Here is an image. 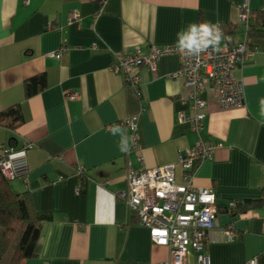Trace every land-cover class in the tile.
<instances>
[{"label":"crops","instance_id":"1","mask_svg":"<svg viewBox=\"0 0 264 264\" xmlns=\"http://www.w3.org/2000/svg\"><path fill=\"white\" fill-rule=\"evenodd\" d=\"M244 4L264 10V0H106L101 7L93 0H0V110L19 103L24 117L16 129L0 125V152L33 143L14 161L13 181L30 192L43 217L36 254L21 264H152L169 257V247L152 240L116 190L126 187L130 165L176 162L195 144L197 134L178 116L191 112L183 98L189 88L171 76L179 67L176 54L162 56L155 70L139 67L141 95L113 65L119 52L175 43L190 23L221 24L222 45L236 42ZM251 41L253 60L236 69L245 103L221 107L212 88L205 94L202 135L222 142L194 176L216 194L218 218L206 245L211 264L253 257L264 264V205L239 213L228 207L264 195V37ZM62 47L61 57L51 54ZM41 72L46 87L26 96L25 79ZM74 92L79 96L71 98ZM132 114H138L141 146L122 153L121 134L111 128L128 135L122 120ZM79 166L86 168L83 178ZM175 178L183 182L180 165ZM230 223L238 232L233 240L225 234ZM187 259L197 261L192 246Z\"/></svg>","mask_w":264,"mask_h":264},{"label":"built area","instance_id":"2","mask_svg":"<svg viewBox=\"0 0 264 264\" xmlns=\"http://www.w3.org/2000/svg\"><path fill=\"white\" fill-rule=\"evenodd\" d=\"M101 6L106 0H93ZM254 11L247 5L241 9L240 25L242 31L236 42H225L221 51L211 48L198 57L185 58L179 54L175 43H150L146 48L136 46L117 53V61L113 68L122 72L127 83H130L136 95H141L142 75L139 67L144 65L155 70L157 63L166 54H176L179 67L171 73L180 77L188 86L184 100L189 101L190 111L178 112L180 120L189 121L191 129L197 134L193 146L180 153L176 162H169L149 168H137L130 165L127 171V185L116 190V194L124 199L129 209L138 221L149 228L152 240L169 247V257L152 264H211L206 251L210 230L215 227L218 218L216 194L211 187L198 186L194 182L195 170L199 162L211 158L214 150L222 144L221 141L205 139L203 131L207 116V90L212 88L217 94V102L221 107L239 106L245 103L246 90L244 80L236 75L237 67H242L253 60L257 45L252 43L247 33L250 19ZM74 17H78L74 14ZM51 25V24H50ZM221 30L223 27L219 24ZM63 47L51 52L61 57ZM79 96L78 92L70 95ZM122 123L129 129L132 138L130 149H139L140 131L138 114L124 118ZM25 149L15 150L7 147L0 152V168L6 178L14 179L17 171L14 161L26 156ZM142 157V156H141ZM183 169V182L176 181V167ZM86 171L84 166L76 170L78 175ZM77 191L81 192L80 183ZM238 201L232 200L228 207L237 211ZM264 224V215L262 216ZM226 237L233 240L238 232L233 223L225 229ZM192 246L197 251V261L191 263L187 256ZM245 264H257V257L250 258Z\"/></svg>","mask_w":264,"mask_h":264},{"label":"trees","instance_id":"3","mask_svg":"<svg viewBox=\"0 0 264 264\" xmlns=\"http://www.w3.org/2000/svg\"><path fill=\"white\" fill-rule=\"evenodd\" d=\"M247 33L253 37H264V10H253ZM233 30L231 29L230 32ZM47 85L45 72L25 79V95L31 96ZM19 103L0 110V125L16 129L23 122ZM86 171L81 174V178ZM81 185V182H80ZM82 191V188H81ZM237 211L264 205V195L259 199H245L238 202ZM43 217L36 210L30 192L15 187L13 179H8L0 168V264H21L23 259L36 254Z\"/></svg>","mask_w":264,"mask_h":264},{"label":"clouds","instance_id":"4","mask_svg":"<svg viewBox=\"0 0 264 264\" xmlns=\"http://www.w3.org/2000/svg\"><path fill=\"white\" fill-rule=\"evenodd\" d=\"M224 39V33L218 23L211 21L190 23L186 29H181L177 33L175 47L181 56L195 58L209 48L215 52H220ZM111 132L114 136L117 133L121 134L118 144L119 150L122 153L129 152L132 138L127 135L126 130L113 125Z\"/></svg>","mask_w":264,"mask_h":264},{"label":"rangeland","instance_id":"5","mask_svg":"<svg viewBox=\"0 0 264 264\" xmlns=\"http://www.w3.org/2000/svg\"><path fill=\"white\" fill-rule=\"evenodd\" d=\"M13 183H14V181H13Z\"/></svg>","mask_w":264,"mask_h":264}]
</instances>
